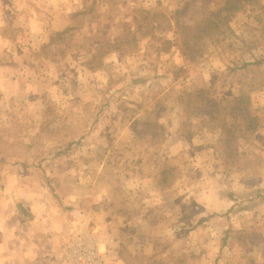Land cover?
Masks as SVG:
<instances>
[{"label":"rangeland","instance_id":"rangeland-1","mask_svg":"<svg viewBox=\"0 0 264 264\" xmlns=\"http://www.w3.org/2000/svg\"><path fill=\"white\" fill-rule=\"evenodd\" d=\"M224 1L0 0V264L43 251L42 226L62 264L81 227L113 240L106 264H264V0L202 57L171 21ZM124 30L137 45L108 53ZM247 109L261 125L237 140Z\"/></svg>","mask_w":264,"mask_h":264},{"label":"trees","instance_id":"trees-1","mask_svg":"<svg viewBox=\"0 0 264 264\" xmlns=\"http://www.w3.org/2000/svg\"><path fill=\"white\" fill-rule=\"evenodd\" d=\"M246 1L248 0H225L220 7L209 11L202 27L198 29L180 23L179 19L176 17H174V21L173 17H171V21L173 20L172 23L174 22V28L176 29L175 33L180 41L184 55L202 57L206 52L208 42L219 43L221 40L225 39L232 32L230 23L238 16V14L244 12L246 9ZM65 32L58 33V35L62 37ZM171 42L172 41H169L168 39L164 40V43L168 45L171 44ZM135 45H137V42L131 32L124 30L118 40L112 45V48L108 50V53L115 51L129 52L128 50H132L131 48H134ZM129 47L130 49H127ZM262 64H264V59L248 63L249 66H259ZM248 98L249 97L246 95L243 97L237 96L232 101L226 100V106L224 108L229 109L239 102L247 104L246 99ZM215 105L217 107H222V105L217 102H215ZM218 110H220V108H218ZM243 125L244 126H241L237 130L240 132L237 140L254 135L261 125V118L247 109ZM162 165L164 164L162 163ZM160 168V175L164 179L169 168H167V166H162Z\"/></svg>","mask_w":264,"mask_h":264},{"label":"built area","instance_id":"built-area-1","mask_svg":"<svg viewBox=\"0 0 264 264\" xmlns=\"http://www.w3.org/2000/svg\"><path fill=\"white\" fill-rule=\"evenodd\" d=\"M88 229L80 228L69 236L66 247L68 264H106L110 257H114L115 252L108 249L112 247V242L107 244L101 242Z\"/></svg>","mask_w":264,"mask_h":264},{"label":"crops","instance_id":"crops-1","mask_svg":"<svg viewBox=\"0 0 264 264\" xmlns=\"http://www.w3.org/2000/svg\"><path fill=\"white\" fill-rule=\"evenodd\" d=\"M45 199L44 195H41L40 193H37L33 196L29 195L27 198V203L25 202V205L23 206L24 209L26 210L25 212H27V217L30 218H37L39 221L41 220V218H43V211L45 209V205L43 204V200ZM65 217L67 220L70 221V223L72 222V215L69 214H65ZM25 222V221H22ZM51 221H48V223H50ZM54 224V222H53ZM52 224V226H53ZM56 229H57V223L54 224ZM39 227L41 225H38ZM51 226V227H52ZM63 226L62 224L59 226L61 227ZM50 227H44L42 226L41 229H39L43 234H45V238L44 240H47V246L44 247L43 251L40 252H36V250L34 251V249L32 251H27L24 255L25 258H27V260L25 259V262L23 264L29 263L31 262V257L30 254L31 252L33 253V257L35 258L34 262L36 261L37 263L35 264H62V256H60V252H58L59 249V244H58V240H61V238L63 236H61V233H58L59 230L56 232V235L52 238V239H48L47 237V229H49ZM71 228V226L67 227L68 231ZM83 228V227H81ZM59 238V239H58ZM43 239H41V237H37L36 239H33L32 241H42ZM69 240V239H68ZM66 241V239H65ZM61 242V241H60ZM63 242V241H62ZM68 243V241L66 242V244ZM67 247V246H66ZM65 253V251H64ZM39 256V257H36ZM65 256V254H64ZM67 257V255H66ZM68 262V260H67Z\"/></svg>","mask_w":264,"mask_h":264}]
</instances>
